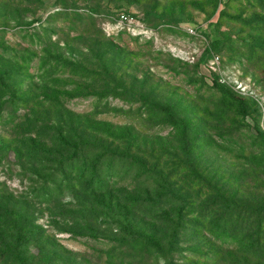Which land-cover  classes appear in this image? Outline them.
Here are the masks:
<instances>
[{
	"label": "rangeland",
	"instance_id": "rangeland-1",
	"mask_svg": "<svg viewBox=\"0 0 264 264\" xmlns=\"http://www.w3.org/2000/svg\"><path fill=\"white\" fill-rule=\"evenodd\" d=\"M252 2L250 6L246 0H0V47L6 50L10 62L15 54L19 67L6 83L12 90H19L21 99L13 100L14 105H3L12 111L13 120L1 116L5 111L0 113V203L12 206L11 196L14 199L33 190L50 189L41 179L48 174L44 167L49 163L33 165L22 144L29 143L36 133L31 121L36 120V126L48 120L55 122L57 111L65 110L74 114L75 121L110 128L115 135L133 129L130 145L97 137L148 163L156 159L153 163L158 162L166 175L178 174L171 182L184 186L195 200L196 214L183 217L180 243L166 258L157 260L160 264L168 260L176 264H264L210 228L209 222L216 223V217L200 209L217 191L238 205L256 207L264 202V166L253 139L255 130L264 133V24L254 20L263 18L264 10L260 1ZM222 11L231 17L222 15ZM121 14L130 19L128 23L121 22ZM81 17L85 18V27L77 20ZM238 17L240 22L235 20ZM243 19L251 20L252 25L243 24ZM102 36L107 47L113 49L109 64L112 75L126 88L155 90L171 100L181 116L196 127L188 152L182 149L177 135L165 130L161 134L155 125L142 124L127 101L129 96L119 97L121 91L105 90L103 93H109L106 102L85 93L84 87L97 88L94 80L101 72L91 49ZM53 58L62 63L55 66ZM76 64H80V70L71 67ZM213 81L245 101L249 107L245 120L227 114L219 117L213 109L206 113L204 108L212 104L226 110L213 97L214 91L209 88ZM1 91L2 103L9 100L11 90ZM88 134L93 136L92 131ZM240 148L243 152H238ZM118 169L103 168V177L114 192L125 195L147 190L144 178H137L131 171L121 174L124 167ZM191 183L195 184L193 188ZM199 189L204 196L197 200L195 191ZM149 192L154 197L155 190ZM73 198L74 194L65 190L54 201L33 199L30 203L35 206L29 214L43 229L44 238L58 246L57 264L97 263L95 253L105 251L106 246L71 232V221L68 227L63 218L60 205L74 203ZM177 209L173 206L168 211L172 223L177 221ZM143 212L129 210L128 218L135 228L164 238L167 224L159 222L157 215L149 218ZM98 222L115 225L113 230L94 225L101 235L115 237L111 230L115 232L116 223L123 219L101 216ZM232 224L239 230L237 223ZM38 250L30 251L29 260L37 257ZM36 264L49 262L38 260Z\"/></svg>",
	"mask_w": 264,
	"mask_h": 264
},
{
	"label": "trees",
	"instance_id": "trees-1",
	"mask_svg": "<svg viewBox=\"0 0 264 264\" xmlns=\"http://www.w3.org/2000/svg\"><path fill=\"white\" fill-rule=\"evenodd\" d=\"M252 1L246 0L250 6L253 5ZM258 1L263 4L261 7L264 10V0ZM224 14L226 17H231L222 11V15ZM239 18L235 20L240 22ZM77 20L80 25L85 22L83 21L84 17ZM254 20L259 24H264V17ZM243 24L252 25V21L243 19ZM81 27H85V25ZM78 35L80 34L78 33ZM104 39L102 36L96 40V46L91 49L101 72L96 75L97 80H94L97 88L84 87L85 93L87 92L90 97H95L99 102H103L109 96V93H103L105 90L111 93L121 91L119 97L129 96L127 101L132 104L133 109H136V114L142 124L155 125L159 132L165 130L166 133L177 135L180 140L179 144L183 145L182 149L188 152L196 137V127L181 116L182 114L171 103V100L162 98L155 90L146 91L145 87H141L138 91L126 88L121 79L112 75L109 64H112L113 49L107 47ZM214 44L218 46L217 40L214 41ZM4 52L6 50L1 46L0 94H2V88L11 91L9 100L2 103L0 101V113L5 111L3 112L5 115L1 113V116H4L7 121H11L14 119V115L12 111L3 108V105H14L13 100L21 101V99L18 95L19 90H12L6 82L8 77L18 72L19 67L16 66L15 54L11 56L12 62H10ZM52 60V63L57 67L59 63H62L58 58ZM71 67L76 70L81 69L80 64L71 65ZM209 88L214 91L213 97L222 102L226 110L212 104L204 108L208 115L211 112L209 109H213L219 117L227 114V116L233 115L245 120L249 107L242 98L237 97L227 86L217 81H213ZM14 112H16L15 108ZM57 112L55 122L48 120L47 123L36 126L37 121H31L32 127L37 129L36 133L29 143L22 144L26 158L30 157L33 165L40 162L49 163L48 167H44L48 174L41 179H43V184L49 186L50 189L33 190L27 196H17L14 199L11 196L9 200L12 202V206L0 203V264H32V259L34 264L38 260L43 262L45 259L49 264L52 262L57 264L55 256L58 253V246L56 247L54 243L44 238L43 229L36 224V218L29 214L35 206L30 201L33 199H38L41 203L54 201L59 195H63L65 190L74 194V203H61L60 205L68 227L71 221L70 230H73L71 232L94 238L106 246L105 251L95 253L94 259H97V263L93 264H160L157 260L166 258L167 255L175 251L180 243L183 217L189 216L191 213L196 214V209L193 206L195 200L192 199L189 192L181 184H176V181L171 182L178 178V174L171 172L166 175L158 162L153 163L156 159L153 158L148 163L147 160L135 158L125 150L119 151L118 147L112 148V145L105 144L97 137L98 134L120 142L121 146L123 144L130 145L133 129L128 134L126 131H122L121 135H115L111 133L110 128L91 127L87 124L88 122L82 124L75 121L74 114L71 112H65V110ZM100 113L102 111L98 114L100 115ZM114 114L123 113L114 111ZM28 127L30 128L31 125ZM90 131L97 140L88 134ZM255 132L256 136L253 139L255 145L259 147L258 154L262 158L264 166V133L258 129ZM160 133L162 134V132ZM238 152H243V149L240 148ZM18 158L21 160L23 156L19 157L18 155ZM255 160L262 164L256 157ZM121 167H124L121 174L131 171L137 178H144L147 182V190L123 195L110 189V185L103 177V168L111 169V171H116L119 168V171ZM192 173L196 178H200L198 174ZM58 178H60L59 183L56 182ZM194 185L191 183L190 188H193ZM148 189L155 190L154 197L150 196ZM195 192L197 200L198 197L204 196L201 189ZM117 197L119 198L117 199ZM207 198L208 204L200 209L205 210L207 216L216 217V223L209 222L210 228L217 229L221 237L244 248L254 256V259L264 262V202H260L256 207L238 205L233 198L218 191L215 195H209ZM113 200L115 201L113 202ZM173 206H178L176 223H172L169 219L168 211ZM165 208L166 211H164ZM137 209H143V213L149 218H154L157 215L156 218L161 219L159 222L167 224L168 234L164 238H156L135 228L133 221L128 218V213L129 210ZM101 216H118L123 219V222H117L114 229L116 231L112 232L113 228L111 227L115 225L110 226V222H98V218ZM233 222L238 224L239 230L236 225L235 227L232 224ZM96 223L102 229L111 228V235L115 237L101 235L100 231L94 227ZM233 226L238 230L237 233ZM246 227L247 230H244ZM36 248L39 249L37 257H32L29 260L30 251ZM163 264L176 263L168 260Z\"/></svg>",
	"mask_w": 264,
	"mask_h": 264
},
{
	"label": "built area",
	"instance_id": "built-area-1",
	"mask_svg": "<svg viewBox=\"0 0 264 264\" xmlns=\"http://www.w3.org/2000/svg\"><path fill=\"white\" fill-rule=\"evenodd\" d=\"M120 20H121V22H127L128 23L130 19L126 15H124V14L122 15L121 14Z\"/></svg>",
	"mask_w": 264,
	"mask_h": 264
}]
</instances>
